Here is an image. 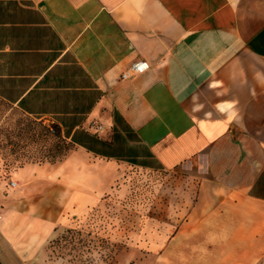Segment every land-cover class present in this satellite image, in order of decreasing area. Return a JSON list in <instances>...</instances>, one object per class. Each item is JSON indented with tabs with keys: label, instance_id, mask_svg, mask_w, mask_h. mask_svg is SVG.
I'll list each match as a JSON object with an SVG mask.
<instances>
[{
	"label": "crops",
	"instance_id": "0c3cea01",
	"mask_svg": "<svg viewBox=\"0 0 264 264\" xmlns=\"http://www.w3.org/2000/svg\"><path fill=\"white\" fill-rule=\"evenodd\" d=\"M0 99L86 159L0 179V264L85 222L100 163L195 182L125 234L133 264H264V0H0Z\"/></svg>",
	"mask_w": 264,
	"mask_h": 264
},
{
	"label": "rangeland",
	"instance_id": "374dc122",
	"mask_svg": "<svg viewBox=\"0 0 264 264\" xmlns=\"http://www.w3.org/2000/svg\"><path fill=\"white\" fill-rule=\"evenodd\" d=\"M57 129L0 99V179L30 163L57 165L72 155L85 159ZM99 168L105 180L98 203L85 222L58 226L37 264H133L127 257L125 234L140 219L165 215L167 202L189 201L190 193L182 186L195 185L184 173L108 163Z\"/></svg>",
	"mask_w": 264,
	"mask_h": 264
},
{
	"label": "built area",
	"instance_id": "2783aa9c",
	"mask_svg": "<svg viewBox=\"0 0 264 264\" xmlns=\"http://www.w3.org/2000/svg\"><path fill=\"white\" fill-rule=\"evenodd\" d=\"M149 67L148 63L145 60H136L132 62L120 75L121 79H127L135 74H139L147 70ZM100 128V125H97ZM11 187L15 186V182L11 181L9 183Z\"/></svg>",
	"mask_w": 264,
	"mask_h": 264
},
{
	"label": "trees",
	"instance_id": "16d2710c",
	"mask_svg": "<svg viewBox=\"0 0 264 264\" xmlns=\"http://www.w3.org/2000/svg\"><path fill=\"white\" fill-rule=\"evenodd\" d=\"M59 132V130L57 129V133Z\"/></svg>",
	"mask_w": 264,
	"mask_h": 264
}]
</instances>
